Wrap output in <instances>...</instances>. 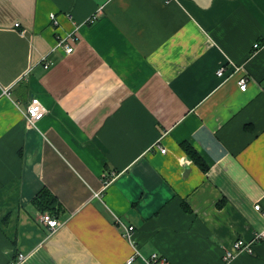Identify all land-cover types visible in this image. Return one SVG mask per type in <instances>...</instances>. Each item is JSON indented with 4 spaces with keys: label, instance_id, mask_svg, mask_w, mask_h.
Returning <instances> with one entry per match:
<instances>
[{
    "label": "crops",
    "instance_id": "obj_1",
    "mask_svg": "<svg viewBox=\"0 0 264 264\" xmlns=\"http://www.w3.org/2000/svg\"><path fill=\"white\" fill-rule=\"evenodd\" d=\"M119 223L143 258L264 264L222 259L264 230V0H0V264H127Z\"/></svg>",
    "mask_w": 264,
    "mask_h": 264
},
{
    "label": "built area",
    "instance_id": "obj_2",
    "mask_svg": "<svg viewBox=\"0 0 264 264\" xmlns=\"http://www.w3.org/2000/svg\"><path fill=\"white\" fill-rule=\"evenodd\" d=\"M99 13L100 12H96L91 17H89L87 23H89V24L94 23V21L97 19L98 15H99ZM50 21L54 25L58 24L56 17L53 14L50 15ZM68 37H65L63 39H59L53 50L62 47L65 49L66 54H70L72 52L73 48L66 41ZM254 47L257 48L258 45L256 44ZM43 60H44L43 68L48 69L50 66V63L48 61H46V59H43ZM224 72H225L224 67H220L216 71V75L218 77H222ZM240 72H242V74L240 75L237 83H238L239 89L241 91H245L246 87H247V77H246L245 73L243 72V69L237 68L235 72L233 71V74L240 73ZM233 74L231 76H233ZM46 112H47L46 108L41 104L39 99L32 97L26 106L27 122L31 125H36L37 122L41 121L45 117ZM157 148L159 149L160 153H162V154H164L166 152V150L164 148H161L158 144H157ZM95 196H97V195H95ZM254 208L256 210H258L259 205H256ZM39 222L41 224L45 225L48 229H50L51 232L56 231L60 227L58 220L53 218L52 216H50L48 213H42L39 217ZM120 226H121V229L123 231V236L126 239H128L131 243V236H132L134 228L132 226H124L123 227L122 224H120ZM257 242H264V230L259 232V233H256L250 240L246 241L243 239H237L232 244V246L229 249H226V251L224 252V255L222 257L223 262L231 261L236 255H238L240 253H249V254L253 253V245ZM131 245H133V244L131 243ZM133 251H134L133 255L127 259V262H126L127 264H131L134 261L136 256H138L142 259L143 264H165V262H166L165 258L160 257L157 254H152L146 258L141 257L139 252L137 251V249L134 247V245H133ZM26 259H27L26 254L17 253V255L11 261H9L7 264H24Z\"/></svg>",
    "mask_w": 264,
    "mask_h": 264
},
{
    "label": "trees",
    "instance_id": "obj_3",
    "mask_svg": "<svg viewBox=\"0 0 264 264\" xmlns=\"http://www.w3.org/2000/svg\"><path fill=\"white\" fill-rule=\"evenodd\" d=\"M183 148L187 151L188 155L192 158L197 166L205 171L206 165L202 161L201 157L197 156L194 152L191 151L189 146L182 143ZM34 205L39 209L40 212H48L50 216L55 218L56 212L58 211V204L55 197L47 189H42L33 199Z\"/></svg>",
    "mask_w": 264,
    "mask_h": 264
}]
</instances>
